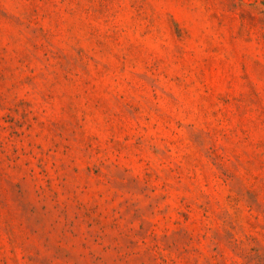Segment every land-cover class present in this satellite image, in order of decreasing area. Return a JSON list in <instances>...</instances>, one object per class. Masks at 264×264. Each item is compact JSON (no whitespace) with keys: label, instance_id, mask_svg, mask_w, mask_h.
<instances>
[{"label":"rangeland","instance_id":"rangeland-1","mask_svg":"<svg viewBox=\"0 0 264 264\" xmlns=\"http://www.w3.org/2000/svg\"><path fill=\"white\" fill-rule=\"evenodd\" d=\"M0 264H264V0H0Z\"/></svg>","mask_w":264,"mask_h":264}]
</instances>
